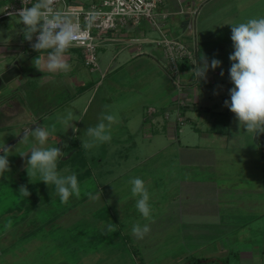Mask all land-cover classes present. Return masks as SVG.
<instances>
[{"label": "crops", "instance_id": "0c3cea01", "mask_svg": "<svg viewBox=\"0 0 264 264\" xmlns=\"http://www.w3.org/2000/svg\"><path fill=\"white\" fill-rule=\"evenodd\" d=\"M5 1L0 0V14ZM231 1L234 0H162L161 7L167 12L165 27L172 35L193 39L189 42L195 49V62L186 60L181 64L179 80L168 71L158 45L144 46L156 38L145 35L147 22L123 29L117 39L103 40L104 45L112 41L119 44L105 63L106 71L120 68L118 73L103 75L100 66L87 69L79 60L75 64L73 56L79 46L70 47L66 53L70 71L50 73L35 68L33 59L46 53L33 52L30 42L24 39V26L18 23L19 18L0 16V128L3 129L0 132L13 128L19 133L9 145L21 137L31 142L29 135L37 123L47 127L46 120L57 114L58 105L68 103L75 108L82 93L107 76L110 85L118 87L114 90V101L110 100V94L106 96L110 103L105 109L117 116V127H123V133L112 134L108 143L120 145L117 150L121 158L130 154L128 147L136 150L124 168L132 172L127 174L128 180L140 177L150 181L152 175L154 186H158L153 191L166 195V210L153 211L152 221L140 222L156 224L141 240L154 241L157 238L153 234L159 236L164 225L172 224L181 234L179 239L189 240L193 233L201 241L197 250L173 254L166 264L184 262L197 254L211 259L205 264H231L230 256L238 264H251L253 244L242 241L256 240L258 234L264 233V148L251 134L240 131L234 113L223 105L229 98L228 89L233 86L228 74L232 48L214 30L203 28L202 34L198 33L200 37L196 36L198 17L203 19L211 12L206 11L209 6L218 9L223 2ZM168 23L180 32L172 33ZM203 54L209 61L213 57L220 60L221 65L215 70L209 68L206 80L199 81L194 78L193 69ZM55 76L57 83L47 87L52 91L45 90ZM150 106L154 110L148 111ZM67 133L73 137L72 143L81 142L75 141L83 136L79 131L68 128ZM65 136L60 129L50 130V137L56 138L60 145ZM70 154L63 159L70 158L73 155ZM146 160L152 161L151 169L136 168ZM133 217L135 222L139 214ZM191 225L195 227L192 229ZM123 232L122 239H136L129 230ZM129 254L126 253L128 257Z\"/></svg>", "mask_w": 264, "mask_h": 264}, {"label": "rangeland", "instance_id": "374dc122", "mask_svg": "<svg viewBox=\"0 0 264 264\" xmlns=\"http://www.w3.org/2000/svg\"><path fill=\"white\" fill-rule=\"evenodd\" d=\"M82 1L88 2L90 0ZM218 6L215 7L217 8ZM221 7L212 9L213 6H209L208 10H205L211 12L206 14L203 19L201 16L198 17L197 37H200L198 33L201 32L202 34L203 28L214 30L218 36L224 38L225 44L232 48V41L230 39L231 26L229 24L243 22L253 17H264V0H234L230 4L223 2ZM10 17L19 18L16 15H10ZM169 20L167 19V21ZM145 28L146 36L153 38L158 36V32H156L151 23L147 22ZM170 29L175 34L180 32L179 29H175L171 25ZM184 37L188 41H193L188 36ZM144 46L156 48L157 44L155 42L144 43ZM117 47H119V44L115 43V41L105 45L102 40L98 42L96 57L98 66H100V72L103 75L119 72L120 68L112 72H108L105 69V63ZM79 51V56L77 52L74 56L72 55L75 64L81 62L85 66L84 68L88 69L90 66L85 64L84 55L80 49ZM231 51H233V48ZM142 63L146 64L143 60ZM95 69H98V67ZM91 72L94 74V70ZM100 72H98V75ZM50 80L51 82L45 85L46 89L44 88L45 90H49V92L52 89L47 87H51L52 84L57 83V77L55 76V78ZM112 86L107 76L100 78V82L95 87L92 86L82 93L83 95L75 102V108L71 105L68 106V103L62 107L58 105L57 114H52L51 118L47 119L48 121L46 120L47 123L49 122L47 126L49 130L55 125V129H60L66 134L62 144H67V148H62V151L65 152V155L70 152L73 154L74 159H71L72 156L68 159H63L64 156L57 161V171L61 175L75 172L81 187L80 198L72 196L67 204H61L54 188L52 190L44 182L37 181L31 184L34 185L35 189L39 190L40 197L37 196L35 203L31 205V211L29 209L26 210L25 207H20L18 210L13 209L18 205L24 206V203H20L19 198L21 197H18V190L15 185L19 181L18 172L21 170L25 171L24 159L21 158L19 153L27 151L33 145H39L32 132L29 135L32 138L31 142L29 141L28 143L22 140L21 137L10 145L9 143L12 140L17 139L19 133H16L13 128L0 132V144L5 143L6 146L11 147V154L8 156L11 170L5 173L4 176H0V264H166L173 254H181L183 251L188 250L192 252L193 248L197 250L198 246H200L201 241L195 239V234L191 233L189 240L179 239L178 237L181 234L175 230V225L167 224L163 226L164 231L159 236L152 233L154 238H157L153 239L154 241L135 239L132 240L134 246L130 245L131 242L126 243L127 246L132 247L131 249H133L136 256L132 255L131 249V258L120 251L125 244L122 243V232H128L129 230L131 233L130 230L135 222L145 221L143 218H140L141 215L135 207V198L131 197V184L129 183L130 180L127 179V174L132 172L129 173V170L124 169L131 162V158L135 156L136 150L132 149L133 147L131 146L128 147L130 154H128L127 158H121L117 150L120 145L113 143H104L86 151L81 148L80 141L78 142L79 144L71 142L73 141V137L68 135V129L64 131V126L57 120L59 115L72 112L73 118L78 120L73 121V124L77 125V129L81 133L80 135H83L75 141L87 139L84 135L85 129L88 126H95L98 123L100 114L108 112L105 108L110 103V100L113 99L114 101L116 99L114 90L118 86ZM109 94L111 98L107 100L106 96ZM101 104L103 107H100ZM111 107H113V104H111ZM100 108L101 110H99ZM79 111L82 112L80 113ZM7 119L9 120V117ZM117 123L112 124L111 134L123 133V127H117ZM1 130L3 129L0 128ZM62 144L60 145L56 138L49 137L44 147H61ZM148 149H146V152H148ZM2 154L0 152V155ZM149 167L150 169L152 168L151 160L143 161V163L136 166L137 169L142 168L145 171L149 170ZM149 180L144 181V183L150 193L149 203L152 213L153 211L158 213L159 210L165 211V192L153 191L154 187L158 188V186H154V176L150 175ZM85 191L91 192L97 199L88 198L84 195ZM136 214H139V218L134 222L133 216H136ZM163 217L161 218L163 219ZM9 221H11L10 225L8 224ZM111 223L114 224L117 230L111 234H103L105 226ZM147 224L152 229L156 226V224H151L150 222ZM191 227L193 229L195 225H191ZM194 231L198 232L197 229ZM87 234L104 238L105 242L91 241L92 243L88 244L89 241L86 240L87 237L85 236ZM130 235L133 236V234ZM78 239H80L79 242L86 241V252L78 250ZM60 240L63 244L66 242V249L61 248L59 244ZM242 242L253 244L252 255L254 261L251 264H264V233L258 234L256 240ZM70 244L72 246L76 245L75 249L71 246V249L74 250L73 252L67 247ZM138 252L142 257V262L136 259ZM191 257L193 256H189V258ZM196 257H200V254H197ZM134 259L136 260L133 261ZM229 259L233 260V262ZM144 260H150L151 262L148 263ZM228 260L232 262L231 264H238L233 256H230ZM216 261L218 262V260ZM176 264H183V262H177Z\"/></svg>", "mask_w": 264, "mask_h": 264}, {"label": "clouds", "instance_id": "9594fccd", "mask_svg": "<svg viewBox=\"0 0 264 264\" xmlns=\"http://www.w3.org/2000/svg\"><path fill=\"white\" fill-rule=\"evenodd\" d=\"M29 0H21L23 7L16 10L19 17L18 23L24 26L22 33L24 39L30 42L33 50L46 53L33 59L35 68L41 72L47 70L50 73L68 72L71 65L67 62L66 53L78 40V29L66 15L57 12L53 8L55 0H36L31 6ZM230 39L233 51L228 59L231 66L228 69L229 80L233 85L228 89L229 98L223 101V105L234 113L237 126L245 133L251 134L255 139L264 133V17L248 18L246 21L229 24ZM35 35V42L33 36ZM221 65V61L209 58L206 55L198 61V66L193 69L194 78L206 80L209 68L215 70ZM220 75H224L223 69ZM117 116L102 112L95 126H88L84 135L87 139L81 140V148L89 150L112 140L111 126L117 122ZM59 123L64 126V131L73 128L72 112L57 117ZM82 120V119H80ZM38 145H33L25 152L19 153L24 159V168L29 182L42 181L45 185L55 190L61 204H67L70 197L80 198L81 187L75 172L61 175L57 171V161L65 156L61 147H44L50 137V130L41 127L38 123L31 129ZM51 131H55V125ZM10 146L0 144V176L9 172L11 154ZM67 171V170H66ZM131 197L135 198V207L144 220H151L152 208L149 203L150 193L140 177L130 179ZM19 193L26 198L31 195L25 185H21ZM84 195L90 199H97L91 192L85 191ZM11 224V221L8 222ZM114 224H107L103 234H111L116 231ZM131 232L136 239H143L150 232L149 224H141L139 221L132 225Z\"/></svg>", "mask_w": 264, "mask_h": 264}, {"label": "built area", "instance_id": "2783aa9c", "mask_svg": "<svg viewBox=\"0 0 264 264\" xmlns=\"http://www.w3.org/2000/svg\"><path fill=\"white\" fill-rule=\"evenodd\" d=\"M36 0H29L31 6ZM162 0H55L53 8L71 19L78 29V40L73 46H79L84 62L90 68L98 67V42L105 39H117L124 29L139 23L149 22L158 32L154 42L162 50L170 74L179 80L181 64L188 60L195 62V49L182 35H172L165 27L167 12L161 7ZM23 7L21 0H6L0 16L16 14ZM35 35L33 42H35ZM152 106L148 111H152Z\"/></svg>", "mask_w": 264, "mask_h": 264}, {"label": "trees", "instance_id": "16d2710c", "mask_svg": "<svg viewBox=\"0 0 264 264\" xmlns=\"http://www.w3.org/2000/svg\"><path fill=\"white\" fill-rule=\"evenodd\" d=\"M256 139V141L258 142V144L261 146V147H263L264 148V133H261L258 137H256L255 138ZM71 159H74L73 158V156L71 157ZM18 177H19V181L17 182V183H15V185H16V187H17V190H18V197L20 196L21 198H19V200H20V203L22 204V203H24L23 205L24 206H20V205H18V206H16L15 208H13V209H16V210H18L20 207H25L26 208V210H30L31 211V209H32V206L31 205H33V203H35V200H36V198H37V196L38 197H40V194H39V190H37V189H35L34 188V185H32L31 183L32 182H29V179H28V177H27V174H26V172L24 171V170H21V171H19L18 172ZM18 184V185H17ZM21 185H25L27 188H28V190H29V192L31 193V195L30 196H28V197H26V198H24V197H22L21 195H20V193H19V188H20V186ZM42 194V193H41ZM43 197H44V195H42ZM86 237H87V239L86 240H88L89 241V243L88 244H90V242L92 241V242H94V241H96V242H98V241H104L105 242V240H104V238H101V237H97V236H95V235H93V236H91V235H89V234H87V235H85ZM125 239H122V243H125L124 244V247H122V249L120 250L122 253H127V252H129L130 253V249L132 248V247H129V246H127V244L126 243H130V245H132V246H134V242L132 241V239L130 240V239H126V237H124ZM80 241V239H78V244H77V248H78V250H80V252H86V247L85 246H87V243H85L86 241H82V242H79ZM91 242V243H92ZM65 243L66 242H64V244L62 243V241L60 240V242H59V244H60V246H61V248L63 249H66V247H65ZM85 243V244H84ZM129 245V244H128ZM71 246H72V244H70V245H67V247L68 248H70L71 249ZM90 246V245H89ZM75 247H76V245H73L72 246V248H74L75 249ZM135 247H137L136 245H135ZM72 250V249H71ZM74 250H72V252H73ZM119 251V252H120ZM131 251L133 252V255H135L136 256V254L134 253V251H133V249H131ZM138 255H137V258L136 259H138L140 262H142V257H141V255L139 254V252L137 253ZM129 256H130V254H129ZM130 258H131V256H130ZM135 259V260H136ZM138 260H137V262H138ZM223 260V259H222ZM209 261H211V259L210 258H202V257H196V256H193V257H191V258H188L186 261H184L183 262V264H205V263H207V262H209ZM224 261V260H223ZM225 264V263H224Z\"/></svg>", "mask_w": 264, "mask_h": 264}]
</instances>
